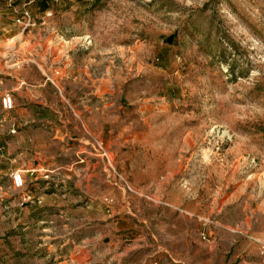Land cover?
I'll return each instance as SVG.
<instances>
[{
    "label": "rangeland",
    "instance_id": "374dc122",
    "mask_svg": "<svg viewBox=\"0 0 264 264\" xmlns=\"http://www.w3.org/2000/svg\"><path fill=\"white\" fill-rule=\"evenodd\" d=\"M0 264H264V0H0Z\"/></svg>",
    "mask_w": 264,
    "mask_h": 264
},
{
    "label": "built area",
    "instance_id": "2783aa9c",
    "mask_svg": "<svg viewBox=\"0 0 264 264\" xmlns=\"http://www.w3.org/2000/svg\"><path fill=\"white\" fill-rule=\"evenodd\" d=\"M1 104L4 109H10L12 107V98L10 95H4L1 98ZM12 183L15 187H21L23 185L22 174L20 172H16L12 175Z\"/></svg>",
    "mask_w": 264,
    "mask_h": 264
}]
</instances>
